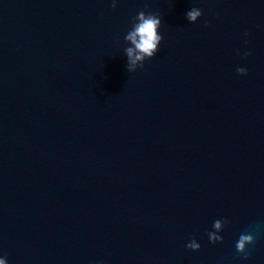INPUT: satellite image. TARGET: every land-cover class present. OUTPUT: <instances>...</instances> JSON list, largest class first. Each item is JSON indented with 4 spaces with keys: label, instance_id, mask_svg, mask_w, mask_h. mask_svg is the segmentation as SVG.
<instances>
[{
    "label": "water",
    "instance_id": "1",
    "mask_svg": "<svg viewBox=\"0 0 264 264\" xmlns=\"http://www.w3.org/2000/svg\"><path fill=\"white\" fill-rule=\"evenodd\" d=\"M111 4L0 0V258L264 264V0ZM141 10L163 39L129 73Z\"/></svg>",
    "mask_w": 264,
    "mask_h": 264
},
{
    "label": "clouds",
    "instance_id": "2",
    "mask_svg": "<svg viewBox=\"0 0 264 264\" xmlns=\"http://www.w3.org/2000/svg\"><path fill=\"white\" fill-rule=\"evenodd\" d=\"M117 0H112V8L115 9ZM203 15L199 8L193 7L186 13V18L190 23H195L198 18ZM133 23L131 29L125 35L124 40L126 44L130 45L124 49L127 63L126 70L131 73L135 72L137 68H144V61L150 60L156 56L160 50L159 46L163 39L160 34L161 18L158 14L146 12L141 10L135 17L132 18ZM207 26V23H205ZM247 35V33H245ZM251 55L250 52H245L244 56ZM237 74L241 76L247 75V69L239 67L236 69ZM230 221L225 219H217L213 222L214 231L207 233L210 243L222 242L223 237L219 233L223 230L226 224ZM255 242V237L252 234H241L235 247L237 252L243 254L244 259L249 258L247 246ZM186 247L192 251H198L200 244L193 238ZM0 264H7V258H0Z\"/></svg>",
    "mask_w": 264,
    "mask_h": 264
}]
</instances>
